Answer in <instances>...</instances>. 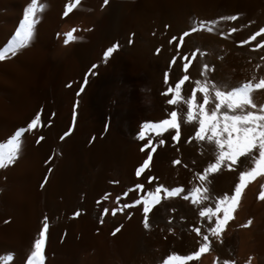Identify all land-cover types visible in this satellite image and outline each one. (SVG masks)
Here are the masks:
<instances>
[{
    "label": "rangeland",
    "instance_id": "1",
    "mask_svg": "<svg viewBox=\"0 0 264 264\" xmlns=\"http://www.w3.org/2000/svg\"><path fill=\"white\" fill-rule=\"evenodd\" d=\"M18 1L0 0V51H7L17 39L14 33L8 43L7 34L12 36L10 28L23 21ZM73 3L36 0L31 39L15 56L9 52L0 61V145L4 146L0 152L6 157L8 141L37 114L41 116V125L21 136L14 163L0 168V264H27L45 221L49 225L45 264H163L169 255L198 250L203 235L209 236V250L186 264L226 260L264 264V200L258 199L264 176L248 184L234 218L220 237L212 236L209 225L214 226L216 216H208L209 209L215 212L219 199L233 193L240 173L253 164L249 157H241L232 170L222 166L206 173L219 149L214 142L196 138L198 118L188 121L186 110L196 81L205 76L210 84L228 89L253 77L254 83L264 78V48H257L264 36L241 46V41L264 29V0H108L107 4L80 0L64 16L66 6ZM229 15L239 19L220 20ZM201 21H217L214 31L199 29ZM193 27L198 31L191 32ZM233 27L237 31L229 34ZM73 29L75 38L66 44L63 38ZM184 32L190 35L179 45ZM113 45H119L117 51L105 60L103 53ZM127 60L129 70L144 72L151 91L149 124L170 118V112L177 110L178 140L171 128L160 135L147 130L143 140L131 136L110 111L108 103L124 83ZM104 75L106 82L98 90ZM184 75L189 80L181 86L179 102L170 105L167 101L174 91L163 93L174 89ZM252 96L264 106V89ZM197 101L202 102L199 92ZM41 136L44 139L38 143ZM149 140L156 152L150 167L137 177L136 170L150 151L141 149ZM149 177L154 178L151 184ZM137 184L144 189L134 191ZM158 186L161 191L156 193ZM177 189V195H167ZM149 192L157 195L158 203H152ZM143 199L151 207L148 229L143 226L142 202L111 214L125 203ZM104 208L109 213L101 223ZM249 220L251 225L242 227ZM118 227L121 230L113 236Z\"/></svg>",
    "mask_w": 264,
    "mask_h": 264
},
{
    "label": "snow or ice",
    "instance_id": "2",
    "mask_svg": "<svg viewBox=\"0 0 264 264\" xmlns=\"http://www.w3.org/2000/svg\"><path fill=\"white\" fill-rule=\"evenodd\" d=\"M79 2L80 0H75V3L67 5L64 16H68L69 13L73 11V8L79 4ZM104 3L107 4L108 0H104ZM36 7V0H32L31 4L26 8L23 21L20 24L19 30L16 32V41L13 43L11 48L7 49V51H0V61H4L9 52L15 56L18 48L27 45L33 35V27L35 24L33 17L36 13ZM238 19L239 17L237 15L220 17V20L223 21H237ZM216 24L217 21H201L199 29H206L208 32H213ZM197 31V27H193L191 29V32L193 33ZM236 31L237 29L233 27L231 28L229 34ZM73 32H75V29L66 34V44L75 38L73 36ZM189 35V32H184L179 37V45H183L184 38ZM260 36H264V29L252 34L248 40L241 41V46H243V44L250 43L251 41H256L257 37ZM129 43H132V41L130 40ZM118 47L119 45L108 47L103 53V58L107 60L112 57ZM257 48H264V42L258 43ZM192 55L195 57L196 53L193 52ZM187 59L188 58L185 57V60ZM175 62V58H173V63ZM96 67V65L92 66L93 69ZM183 67L184 70L187 71L189 63H185ZM257 67H259V65ZM204 69L206 72L208 70V65H204ZM188 80L189 76L184 75L182 79L175 83L174 89L173 87H169L167 91L163 93L164 95H168L174 91V97L167 101L170 105L178 104L179 98L181 97V86ZM255 80L256 77H253L252 80L240 83L239 85L228 89L221 88L218 84H210L205 76L203 81H196V87L192 90L191 99L186 101L187 120L193 121L198 118L199 126L198 130L195 132L196 138L201 141L207 139L208 141L214 142L219 149V155L216 161L209 165V167L205 170L206 173L219 171L222 166H227L230 170H232V165L237 164L239 162V158L241 157H249L253 164L249 170L240 173L239 182L235 185L233 193L231 195L224 194L223 198L219 199L215 207V212H212L209 209L207 215L210 217L216 216L214 226H211V224L209 225L210 232L212 236L215 237H220L228 222L234 218L233 213L239 205L243 191L248 184L257 177L264 176V106H258L252 96V93L255 90L264 89V78H261L258 82L254 83L253 81ZM165 83H168L167 73L165 74ZM84 84H87V77H85ZM83 91L84 87L82 86L80 88V92L77 94L79 95ZM197 92L202 94L201 103H198L197 101ZM209 105H212V107H209ZM40 125L41 116L40 114H37L31 122L28 123L27 128H21L15 133V137L8 141V147L10 150L7 156L5 157V155L0 152V168H4L8 164L14 163L18 150L21 147V136L28 131L37 129ZM144 128L155 132L157 135L162 134L170 128L176 129V135L173 139L178 140L180 137L178 111L172 110L170 112V118L155 123L145 124ZM68 134L69 133H65V135ZM144 137L145 133L141 132L140 139L143 140ZM43 139L44 137L41 136L37 142L39 143V141ZM159 144H164V140H160ZM3 147L4 146L0 145V148ZM146 149H150V151L146 152V159H144L141 166L136 170L137 177H140L145 170L150 167V162L153 159L152 153L156 152V147L151 145L150 140L149 143L141 149V151H146ZM153 179V177L148 178L149 184L152 183ZM200 179H205V176H201ZM161 187L162 186H158L156 188V193L161 191ZM137 189L143 190L144 185L137 184L133 190L135 191ZM179 191V189L167 191V195L174 196L177 195ZM196 191L199 192L200 189H196ZM204 191L207 192V189H204ZM148 196L152 197L153 204L159 202L155 193L149 192ZM187 198L188 197L185 196V199ZM105 199H108L107 194ZM258 199L264 200V186H261ZM141 202L145 205L142 209L144 213L143 226L145 229H148L150 227L148 214L151 212V207L147 206L149 205L148 199H143V201L136 200L133 201L132 204L125 203L120 208L113 209L111 214L116 215L117 211H123L126 208L134 207L137 203ZM221 212L223 215H218ZM108 213L109 210L104 208L101 215V223H103V216ZM75 215H79V212L75 213ZM200 215L203 217L206 213L202 211ZM251 223L252 221L249 220L247 224L242 225V227H248ZM48 230L49 225L45 221L39 233V238L34 241V250L28 257L27 264H45V244ZM120 230L121 229L119 227L116 228L112 235L115 236ZM196 232L197 235H200L199 228L196 229ZM202 239L203 243L198 250L194 251L192 254L183 256L177 254L169 255L166 259H164L163 264H186V262L200 258L203 253H206L209 250L210 247L209 236L203 235ZM224 264H230V262L226 260L224 261Z\"/></svg>",
    "mask_w": 264,
    "mask_h": 264
},
{
    "label": "bare ground",
    "instance_id": "3",
    "mask_svg": "<svg viewBox=\"0 0 264 264\" xmlns=\"http://www.w3.org/2000/svg\"><path fill=\"white\" fill-rule=\"evenodd\" d=\"M29 1L31 0H19L18 8L21 7V11H24L29 6ZM12 2V1H11ZM14 5V4H13ZM6 6V5H5ZM8 6V5H7ZM15 7V6H14ZM16 8V7H15ZM16 8V10L18 9ZM19 10V9H18ZM20 11V12H21ZM14 14V13H13ZM16 14V13H15ZM23 19L24 15L21 14ZM19 18V17H18ZM54 23V22H53ZM9 24V23H8ZM20 24L10 28L12 32V36L7 34L8 43L13 42V34L19 30ZM7 30V29H6ZM5 30V31H6ZM36 30V29H35ZM57 30V29H56ZM4 34V32H3ZM11 34V33H10ZM39 35V34H38ZM67 36H64V40H66ZM62 39V38H61ZM62 39V40H63ZM6 40V41H7ZM125 66L123 67V71L125 73V79L122 86L119 88V93L115 97L114 101L108 103L110 105V111L113 115H115L116 119L121 125V128L126 131L131 136H140L141 132L145 133V137L147 136V130L144 128L145 124H149V113L151 110V103L148 101L147 97L150 92L148 86L145 84V76L144 72L136 71L132 72L128 69V65L131 63L130 60L126 61ZM131 68V67H129ZM109 76V75H108ZM106 82V75H104L98 85V90L100 87L104 85ZM122 82V81H121ZM149 84V83H147ZM111 87V86H110ZM112 89V88H111ZM113 86V90H114ZM102 91V90H101ZM158 91V90H157ZM100 92V91H99ZM96 93V92H95ZM103 93V92H102ZM105 95V94H104ZM151 97V96H150ZM99 98V97H98ZM102 98V97H101ZM103 100V99H102ZM104 101V100H103ZM101 103V102H100ZM182 104V103H181ZM161 107V106H160ZM103 108V107H102ZM101 108V109H102ZM155 109V108H154ZM156 110V109H155ZM102 111V110H101ZM152 111V110H151ZM108 112V111H107ZM106 109L102 111L104 115H107ZM155 112V111H154ZM151 118V117H150ZM153 118V117H152ZM151 118V119H152ZM184 118V117H183ZM116 121V120H115ZM118 127V126H117ZM127 135V134H126ZM158 157V156H157ZM163 157V156H162ZM11 165V164H10ZM18 168V167H17ZM22 168V167H21ZM23 171V170H22ZM16 172V171H15ZM8 179V178H7ZM16 182V181H15ZM13 192V191H12ZM11 192V193H12ZM12 195V194H11ZM15 197V196H14ZM11 200V199H10ZM6 201V200H5ZM242 201V200H241ZM11 202V201H10ZM14 202V201H13ZM3 208V207H2ZM8 210V209H7ZM244 210V209H243ZM6 211V210H5ZM3 212V211H2ZM243 212V211H242ZM245 212V211H244ZM245 214V213H244ZM243 216V215H242ZM10 217V216H9ZM4 219V218H3ZM1 220V214H0ZM9 220V219H8ZM12 222V221H11ZM10 225V224H9ZM6 232V231H5ZM7 237V236H6ZM5 239V238H4ZM10 239V238H9ZM7 241V240H6ZM4 243V242H3ZM5 245V244H4ZM253 246V245H252ZM11 248V247H10ZM5 250V249H4ZM1 251V250H0ZM11 251V250H10ZM4 252V251H3ZM6 258V257H5ZM256 264V263H255Z\"/></svg>",
    "mask_w": 264,
    "mask_h": 264
}]
</instances>
